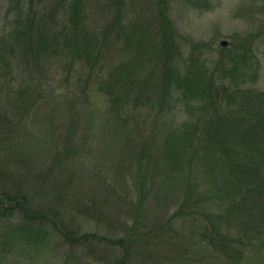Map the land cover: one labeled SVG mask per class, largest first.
Listing matches in <instances>:
<instances>
[{
    "label": "rangeland",
    "instance_id": "rangeland-1",
    "mask_svg": "<svg viewBox=\"0 0 264 264\" xmlns=\"http://www.w3.org/2000/svg\"><path fill=\"white\" fill-rule=\"evenodd\" d=\"M8 1L0 0V33L13 16L3 18ZM32 1L38 27L52 25L45 21L58 3L63 23L66 4ZM116 11L111 0H83L68 48L26 53L11 73L0 71V264H228L200 243L206 223L199 217L170 219L185 171L166 165L157 148L186 115L173 89L159 103L158 80L167 62L183 70L198 56L207 74L219 76L236 59V71L244 64L247 74L239 88L264 95V0H123L125 43ZM159 11L180 35L167 62L157 50ZM83 36L98 51L88 64L77 56ZM89 75L126 79L129 109L113 115L93 82L86 89ZM144 146L157 155L142 194L133 178ZM16 197L21 209L5 205ZM25 211L33 218L26 221ZM243 264H264V245L251 248Z\"/></svg>",
    "mask_w": 264,
    "mask_h": 264
},
{
    "label": "trees",
    "instance_id": "trees-1",
    "mask_svg": "<svg viewBox=\"0 0 264 264\" xmlns=\"http://www.w3.org/2000/svg\"><path fill=\"white\" fill-rule=\"evenodd\" d=\"M111 1L117 7L113 22L123 26L118 41L122 37L125 43L128 36L122 23L124 14L120 11L123 0ZM59 2L66 4L63 23H58L59 17L54 12L58 3L45 21L52 25L43 29L35 22L37 12L32 0L8 1L3 18L11 13L13 16H8L9 27L0 33V71L4 75L11 73L14 62L19 64L26 53L34 51L35 56L43 55L59 44L65 50L77 38L76 32L82 24L80 10L83 0ZM25 5L27 10L22 8ZM157 16L158 55L164 56L163 60L167 62V57L177 48L176 39H180V35L162 11ZM56 26H59L57 30ZM52 30L53 34L49 35ZM82 39L77 56L86 64L94 62L98 51L93 37L83 36ZM236 61L233 59V66L220 71L219 76L207 74L203 65L198 63V56L189 59L190 65L184 63L183 70L173 61L170 65L167 62L158 80L159 103L165 102L173 89L180 94L177 101L185 104L186 115L180 125L168 129L161 147L157 148L166 165L176 171L179 168L185 171L181 198L170 219L199 217L201 223H206L199 229L200 243L228 264H243L251 248L264 245V95L239 88L247 83V74L244 64L241 72L236 71ZM221 65L222 59L215 68ZM223 78H228L229 82L218 83ZM92 82L106 97L113 115L129 109L128 98L133 88L126 79L112 83L98 81L97 77L89 75L86 89ZM23 100L21 96L17 101ZM157 153L144 146L136 157L133 181L138 186V193L148 192L143 185L151 179ZM5 205L21 209L24 202L16 197ZM226 208H236L239 214L227 215ZM43 215L40 218L47 216ZM25 216L26 221L33 218L27 211Z\"/></svg>",
    "mask_w": 264,
    "mask_h": 264
},
{
    "label": "water",
    "instance_id": "water-1",
    "mask_svg": "<svg viewBox=\"0 0 264 264\" xmlns=\"http://www.w3.org/2000/svg\"><path fill=\"white\" fill-rule=\"evenodd\" d=\"M227 45V42H225V41H222L221 43H220V46L221 47H224V46H226Z\"/></svg>",
    "mask_w": 264,
    "mask_h": 264
}]
</instances>
